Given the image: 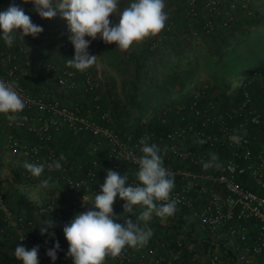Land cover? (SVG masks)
<instances>
[{
    "label": "built area",
    "instance_id": "built-area-1",
    "mask_svg": "<svg viewBox=\"0 0 264 264\" xmlns=\"http://www.w3.org/2000/svg\"><path fill=\"white\" fill-rule=\"evenodd\" d=\"M185 2L188 13L195 14L196 0ZM217 2L218 0H203L202 6L209 11H216ZM229 6L233 4L229 3ZM205 24L209 25L208 22ZM172 26V21L167 20L164 30H169ZM163 36L164 32H160L155 41ZM155 41L151 42L150 47L154 46ZM57 48L68 53L71 44L66 39L59 38ZM19 51L27 54L28 47L23 44ZM6 55L4 58L0 53V80H16V91L25 102V108L16 114L15 121H9L6 117L2 119L3 145L9 153L21 158L23 164H43L44 172H50L63 184L65 190L84 197L101 193L100 186L105 181L107 171L97 177L95 167L101 165L103 159L109 163L107 170L111 169L121 175L127 173L128 183H136L135 172L138 165L133 161L142 155L139 140L147 135L150 143H156L162 150L167 149L164 166L175 173V187L171 197L179 201L177 210L181 211L175 217L187 219L192 231L215 234L233 242L234 250L239 253L238 257L245 260L242 264H264V149H254L245 133L250 124L264 127V114L253 106L247 91H243L241 100L234 107L218 110L217 101L203 98V84L190 85L188 89L191 98L186 103L177 101L174 107L178 112L187 108L193 119H184V115H179L159 132L148 129L136 134H121L116 130L109 113L99 108L97 83L90 68L84 72L74 68H57L42 56L36 58L35 62L42 66L46 74L53 76L60 91H80L78 96L65 101L61 95L49 92L50 88L31 93L19 81L15 69L18 68L22 73L25 71L18 63L6 67L5 62L9 57H14L9 52ZM24 60L28 64V59ZM252 73L258 74L259 69H253ZM82 93H90L86 101H82ZM65 132L77 139H81L83 135L87 137V156L77 162L66 158V161H61V170L50 171L49 165L60 156L54 140L57 135ZM233 135L240 137L239 143L229 139ZM197 139L206 142L197 145ZM211 153L217 155L220 167L205 170L202 163L210 159ZM71 199L72 203L69 201ZM74 203L72 197L60 199L52 196L41 203L38 209L41 214L51 215L56 226L62 229L79 213ZM2 233L12 238L13 252L17 246L31 250L44 240V235L34 226L31 217L9 207L0 188V234ZM248 236L251 237L250 242L246 239ZM55 242L51 240L48 249L54 248ZM171 243L173 246H180L182 239L179 236L170 241L160 239L157 246L165 251ZM64 244V250H57L55 261L57 264H73L72 258L66 257L69 247L67 240ZM46 253L47 251L43 253L39 248V255L49 257ZM243 253L258 254L259 259L251 262L244 258ZM128 262L177 264L152 246L151 238L142 248L126 246L118 257L105 259L104 264ZM208 264L225 263L216 253L210 252Z\"/></svg>",
    "mask_w": 264,
    "mask_h": 264
},
{
    "label": "trees",
    "instance_id": "trees-1",
    "mask_svg": "<svg viewBox=\"0 0 264 264\" xmlns=\"http://www.w3.org/2000/svg\"><path fill=\"white\" fill-rule=\"evenodd\" d=\"M14 1L0 0V5L3 2L13 3ZM125 1L120 0L118 6H121ZM178 1L179 6L176 9L168 11L164 8V11L168 14V20L172 21L173 26L169 30L163 29L161 31L164 32V36L160 40L155 41L156 36L149 37L140 43H134L129 51H119L122 56H119L118 62L125 65L131 81L127 99L129 105L118 106L109 93H102L98 98L99 108L112 112V122L121 134L129 132L136 134L148 129L159 132L160 129L162 130L171 124L179 115H184V119H193L187 108L178 112L174 106L177 101L186 103L191 98L188 88L190 85L199 83L200 73L208 76L211 81L202 86L203 98H212L217 101L218 110L234 107L241 100L243 91H247L253 106L264 114V55L257 58L250 69H243L244 62L258 51V45L264 43V13L258 14L256 10L251 13L249 11L250 0H218L216 11L204 9L202 6L203 0H196L194 5L196 11L195 14L191 15L188 13V5L185 0ZM127 2L130 3L131 1L127 0ZM229 3H232L233 6L230 7ZM30 5L31 3H24L23 0L16 3L15 6L23 7L27 15L31 13L29 16L32 22L34 18L41 21L42 27L45 29L42 35L33 38L31 35L22 36L21 30L14 31L12 33L14 42L11 47H8L2 36H0V53L4 58H6L8 52L14 55L13 58L9 57L5 62V66H11L14 63L20 64L25 73L17 70L18 68L15 69V72L18 73L19 81L31 93L50 88L49 92L59 95L60 90L53 76L46 74L42 66L35 61L37 57L42 56L57 68H69L66 61L74 56V46L68 39L69 34H66L64 37L71 44L70 51L67 53L57 48V43L50 41L48 32L56 29L59 21L41 18L32 11ZM206 22L209 25H206ZM0 34H2V29H0ZM152 41H155V44L150 47ZM23 44L28 47L27 54H22L19 51V47ZM25 58L28 59V64L25 63ZM234 65L241 66L242 70L239 71L237 85L231 87L225 79V70H227L226 67ZM256 68L259 69V73L253 74L252 70ZM72 92L78 96L80 91ZM171 92L173 93L170 94ZM89 96L90 93H82V101H86ZM245 133L248 134L254 149H264V127L262 125L250 124ZM64 134L68 135L69 139L75 144L74 153L66 158L75 162L80 159L83 160L86 153L84 145L87 137L83 135L81 139H77L69 132ZM151 143L153 142L151 141ZM79 145L80 150L83 151L81 155L78 154L80 158L76 155V152L79 151ZM108 164V161L103 159L101 165L95 167L97 177L102 171H107ZM77 171L79 173L80 169ZM39 179L51 180L52 174L43 171ZM23 201H26V196L19 193L15 197V205L9 207L13 211H17L13 207L24 206ZM69 201L72 203V199ZM74 204L75 209L81 212L79 205H76L77 202ZM180 213L181 211L177 210L170 218L175 217L176 214L180 215ZM123 216V213H119L114 220L123 223ZM184 220V218L178 216L175 223L154 227L156 231H152L153 237L169 241L171 238L178 237V226ZM190 224H183L181 230H179L182 239L180 246H173L172 243L168 245V248L175 254L173 258H170L173 263L197 264L196 259L192 257L193 253L196 251L210 253L216 247V243L209 241L208 238L193 239L190 235L193 232ZM195 231L201 232L199 230ZM0 235L4 236L5 234ZM47 236V234H44V240L39 243L47 242L49 246L50 241L54 239L49 240ZM246 239L248 242L251 241L250 236ZM64 240L66 241V238ZM12 241V238H9L10 245H12ZM59 244L60 249L64 250L66 245ZM217 244L219 245L217 251L220 259L225 264H237L235 261L236 256L232 250L224 248L221 240ZM151 245L155 246L162 254L167 255L166 250L163 251L158 248L157 240L156 242L151 240ZM39 248L41 247L39 246ZM40 250L43 253L47 251L42 248ZM110 258V256L106 257V259ZM127 264L137 263L128 262Z\"/></svg>",
    "mask_w": 264,
    "mask_h": 264
},
{
    "label": "clouds",
    "instance_id": "clouds-1",
    "mask_svg": "<svg viewBox=\"0 0 264 264\" xmlns=\"http://www.w3.org/2000/svg\"><path fill=\"white\" fill-rule=\"evenodd\" d=\"M24 3H32V11L41 18L51 19L59 12L67 21L68 39L74 46L75 54L67 59L66 64L80 72L96 64L97 55L89 53V45L98 35L105 44L115 43L121 52H126L134 43L157 36L169 18L164 11V0H131L128 6L119 11L115 23L109 17L111 14L117 16L120 0H24ZM0 29V36L8 47L13 45L14 31L21 30L22 36L31 35L33 38L43 32V28L34 24L30 16L25 14L23 7L15 5L0 12ZM16 88V80H0V113L9 121H15L16 114L25 108V102ZM229 139L239 143L240 137L233 135ZM205 142L203 139L195 141L197 145ZM139 145L142 155L133 161L138 165L136 183H128L127 173L121 175L108 169L105 181L100 186L101 193L96 194L92 200H87L86 195L83 198L85 204L90 201L92 207L77 213L64 226L63 232L69 245L66 257H71L73 264H104L106 257H118L126 246L145 247L153 234L148 224L153 213L163 220L177 211L179 201L171 197L175 187V173L164 166L167 149L162 150L156 143H150L147 135L139 140ZM217 160V155L211 153L210 159L202 163L203 169L220 167ZM61 161H66L63 153L49 165V170H61ZM23 167L33 177H40L44 171L43 164L25 162ZM49 179L41 180L43 188L49 187ZM117 195L125 201L122 205L123 223L113 219L116 216L113 204ZM136 205L144 206L139 215L134 212ZM54 226V221L48 218L43 220L39 229L41 235L48 233L54 237V232H49ZM38 250L39 245L31 250L17 246L14 256L22 264H38ZM57 250H60L59 241L46 254L55 261Z\"/></svg>",
    "mask_w": 264,
    "mask_h": 264
},
{
    "label": "rangeland",
    "instance_id": "rangeland-1",
    "mask_svg": "<svg viewBox=\"0 0 264 264\" xmlns=\"http://www.w3.org/2000/svg\"><path fill=\"white\" fill-rule=\"evenodd\" d=\"M20 1L23 0H15L13 3H5L3 2L0 5V12L6 11L10 6L16 5V3H19ZM131 1V0H130ZM250 8L249 11L252 13L254 10H256L258 12V14H263L264 13V0H250ZM128 2L127 0L125 2H123L121 4V6H118V12H117V16L115 14H111L109 19L110 21H112L113 23L118 21V13L119 11H122L124 7L128 6ZM21 5V3H20ZM179 6V1L178 0H166L165 3V9L168 11H172L174 9H176V7ZM33 5L31 3L30 8H32ZM31 14V13H30ZM28 14V15H30ZM36 14V13H35ZM256 14V13H254ZM48 20H58L59 21V25L60 26L58 29H54L49 33V37H50V41H52V43H57V41L59 40V38H64L65 37L63 35L69 34L68 30H67V21L65 19H63L60 15L59 12L57 13V16ZM33 23L37 24L39 26L42 27V23L41 21H39L38 19L34 18L33 19ZM43 30L44 27H42ZM41 34H39L40 37ZM42 40V38H40ZM85 39H89L91 40L90 37H85ZM258 51L255 52V54L253 56H250L244 63V68L246 69H250V66L253 64V62L255 60H257V58L261 57L262 55H264V43L262 45H258ZM120 50L116 47L115 43L112 44H105L100 38L99 35L97 37V39L92 40L91 44L89 45V53L90 54H94L97 55V60H96V64L93 65L90 68V71L92 72L95 81L97 83V93L99 94H104V93H109L110 97L113 98V100L118 104V106H122L124 107L129 105V103L127 102L128 99V93L130 91V87H131V81H130V77L128 76V72L125 68V65H122L121 63H119V56L121 55V52H119ZM261 52V53H260ZM258 53V54H257ZM122 56V55H121ZM226 67V66H225ZM227 70H225V74L226 77L225 79L227 80V82L229 83V85L231 87L237 85L238 82V77H239V71L242 70L241 66H229L226 67ZM199 82L200 84H208L210 81V79L208 78V76L204 75L203 73L199 74ZM63 93L65 95V101H69L71 99H73L74 97H76L75 93H71V91H63L61 92L62 96ZM173 92H171L170 94H172ZM151 102L149 103V107H150ZM110 117L112 118V112L110 110H106ZM61 154V152H59ZM67 157V156H65ZM35 191L39 190L38 184H35ZM33 187V186H31ZM64 186L63 184L57 180L54 176H52V179L49 180V187L47 189L40 187V190L45 192H52L55 190H59V189H63ZM87 197V196H86ZM88 200L94 199V196H88L87 197ZM116 201V202H115ZM114 201L113 204V208H115L114 210L117 212L119 211H123L122 205L123 200L119 198V195H117L116 199ZM89 207H92L91 202H88L86 204ZM141 209V210H140ZM144 210V206L142 208L138 207L137 205L134 206V212H136V215H139L142 211ZM41 214V213H40ZM185 219V218H184ZM177 220V217H167L164 218L163 220L160 217H157L154 213L150 219L149 226L151 227L152 231H156V229H154V227H159V226H167L171 223H175V221ZM185 223H188V220L185 219L182 224H180L178 226V232H177V236H179L181 238V232L179 230H181V226ZM183 235V234H182ZM191 237L195 240H199L201 238H208L209 241H212L214 243H216V247L213 248V252L212 253H216L219 256V253L217 251V247L219 246L217 243L221 240L222 241V246L224 248H230L232 250V252L235 254L236 256V263L237 264H242L245 262V260L243 258L238 257V252L235 251L233 249V246H231L230 242H227L225 239H222L218 236H216L215 234L213 235H208V234H204L201 232H197L195 230H193V232L190 234ZM245 256V255H243ZM192 257L194 259H196V263L197 264H208V257H209V252H205V253H199V252H195L194 255H192Z\"/></svg>",
    "mask_w": 264,
    "mask_h": 264
},
{
    "label": "crops",
    "instance_id": "crops-1",
    "mask_svg": "<svg viewBox=\"0 0 264 264\" xmlns=\"http://www.w3.org/2000/svg\"><path fill=\"white\" fill-rule=\"evenodd\" d=\"M60 26L56 27L58 29ZM64 36V35H63ZM199 82V81H198ZM200 83V82H199ZM60 90V89H59ZM62 91H60L59 95H61V98L65 100V95L63 93V96L61 94ZM6 117L4 114L0 113V188L3 190L4 199L7 202L9 206L15 205V197L19 193H23L26 196V201H23L20 206H15V210L19 212H24L26 215L31 216L34 220V226L40 229L41 222L45 219H50L53 221V218L49 214H40L38 206L41 203H44L48 198L52 196H58L61 198H67L72 197L75 200V203L77 202V206L79 205L80 211H85L89 206H87L86 203L83 200V196H76L73 193L68 192L67 190L59 189L52 192H43L40 190L41 186V180L39 177H33L29 171H27L23 167L22 159L19 158L17 155L13 153H9L7 149L3 145L4 141V126L2 124V119ZM21 136H23L22 133L18 132ZM54 146L58 149L59 152L63 153L64 156H71L74 153V142L69 139L68 135L61 133L60 135H57L54 140ZM85 152H86V145H84ZM81 147L79 145V151L76 152V155H81L83 153L82 150H80ZM74 155V157H76ZM78 157L80 158V156ZM85 156H87V152L85 153ZM84 156V157H85ZM103 172L100 173V177L103 175ZM98 176V177H99ZM35 184H38L39 190L35 191ZM33 186V187H31ZM95 196V195H92ZM88 197V196H87ZM85 197L87 200L88 198ZM92 200L91 198H89ZM90 202V201H89ZM116 202V201H115ZM82 204L85 206L82 207ZM138 207L142 208V205H137ZM26 207V208H24ZM123 208V207H122ZM115 208H113L114 210ZM141 210V209H140ZM116 216L113 217L116 218L119 213H122L123 211H115ZM49 232H54V237L49 236L48 233V239H54L56 241H59V243L64 244L65 243V235L63 232V229H59L56 224L53 228L49 229ZM218 236V235H216ZM219 237V236H218ZM151 240L155 241L160 240L162 238H154L153 235L151 236ZM47 239V240H48ZM48 240V241H49ZM227 242H230L231 246L234 245L233 242L226 240ZM9 237H6L5 235H0V264H22V261H19L14 256V252L11 249V245L9 244ZM48 243H39V246L46 251L48 249ZM40 248V249H41ZM167 253V256L169 258H173L175 256L174 252H172L169 248L165 251ZM245 256L244 258L246 260H250L251 262H255L259 259L258 254H249V253H243ZM38 264H57L56 261H53L50 257L38 254Z\"/></svg>",
    "mask_w": 264,
    "mask_h": 264
}]
</instances>
